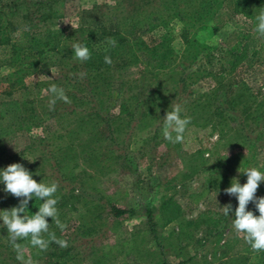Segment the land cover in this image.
Masks as SVG:
<instances>
[{"label": "rangeland", "instance_id": "374dc122", "mask_svg": "<svg viewBox=\"0 0 264 264\" xmlns=\"http://www.w3.org/2000/svg\"><path fill=\"white\" fill-rule=\"evenodd\" d=\"M140 5V0H66L63 16L49 26L69 34L79 28L83 18L89 15L103 19L116 15L122 17L120 21L127 17L136 20L137 13L143 9ZM145 8L159 18L170 19L167 30L173 38L172 47L178 58L187 65L185 87L176 91L175 82L169 75L157 79L148 72L123 82L122 74L115 72L113 87L107 94L97 97L86 92L88 100L76 109L82 117L92 109L97 110L103 119L112 118L110 125L100 120H89L85 126L76 129L74 138L67 135L68 130L62 129L60 122L54 129L56 132L52 133L45 130L44 124L34 125L28 133L33 145L26 153L19 155L18 163L32 165L29 169L46 173L49 177L47 184L56 182L59 188L63 185V192L68 197L72 196L76 187L74 192L79 195L80 202L78 211H64L62 222L67 228L61 232L75 253L74 264H124L129 254L139 257L146 255L141 264L159 261H166L167 264H221L228 258H235L234 262L238 259L235 264H248L247 259L237 254L238 250L235 254L229 251V256L223 257L228 255L224 254L227 239L243 238V234L237 236L232 228L235 211L230 212L227 220L216 230L207 228L204 223L198 227L187 226V222L208 209L219 211L234 201L238 202L235 196H224L227 194L224 190L231 186L233 178L238 179L241 185L245 184L247 175L242 172L249 167H256L264 173V142L256 141L250 145L219 116L217 109L224 98V91H219V76L213 77L207 73L212 68L218 70L219 61L212 60L205 52H199L192 63L185 60L183 23L177 18L168 17L169 11L161 7L159 1L149 0ZM224 11L228 15V10ZM244 28L231 20L216 32L201 30L197 36L208 43L222 42L231 46ZM165 31L166 28L159 25L154 33L162 35ZM70 63L72 67L68 66L65 70L53 67L41 74L31 72L26 77V87L17 96L32 99L33 111L41 116L50 109L51 98L46 86L53 85V81L64 72H69L71 76L81 73L74 68L80 63L78 60L74 58ZM16 68L9 65L0 68V91L18 77L17 74L11 75ZM230 79L226 77L223 82L227 83ZM237 79H243L255 90L264 84V66L256 65L247 72L238 70L232 80ZM158 87L160 96L156 90ZM147 96L154 101L145 103ZM122 100L129 101L135 108L133 115H120ZM172 104H180L182 111L186 110L182 118H190L191 121L182 143L173 144L163 136L154 138L155 128L163 126V118L168 110L171 111ZM73 107L74 103L70 109ZM228 113L235 114L233 110ZM97 131L104 141L92 143ZM61 134L65 135L62 139ZM19 142L20 149L26 146L24 140ZM70 142L74 145V155L79 156L81 149L97 147L96 161L101 162L102 168L99 170L91 160L81 158L71 164L72 167L78 163V167L63 170L53 168L45 161V145L53 150L63 147L65 153ZM220 160L226 161V164L219 169ZM10 164V159L0 158V170ZM215 168L217 170L213 171ZM4 188L5 185L0 183V210H10L13 208L11 202L2 200L8 194ZM170 197L180 204L183 212L174 221L161 226V203ZM256 197H264V181L260 182ZM72 200L71 197L69 203ZM85 200L94 206L85 205L84 208ZM254 205V202H250L247 208ZM112 207L126 211L117 216ZM150 211L153 212L152 218ZM2 223L0 221V227H3ZM91 224L97 227L94 235L82 237L81 231ZM152 225L157 229L160 242L153 237ZM2 241L4 247L0 248V255H17L8 238L2 237ZM19 243L24 245L25 262L31 260L32 264H41L37 258V255H41L38 249L28 246L26 241ZM236 244V249L243 246L239 241ZM114 258L116 262L112 261ZM130 263L134 264V261Z\"/></svg>", "mask_w": 264, "mask_h": 264}, {"label": "trees", "instance_id": "16d2710c", "mask_svg": "<svg viewBox=\"0 0 264 264\" xmlns=\"http://www.w3.org/2000/svg\"><path fill=\"white\" fill-rule=\"evenodd\" d=\"M140 1V6L143 9L137 13L136 20L127 17L120 21L122 17L116 15H111L107 19L89 15V17L83 18L79 28L66 34L50 27L54 21L63 16L66 0H0V68L6 65L17 66L11 75H18L15 81L8 82V86L0 91V158L10 159L12 164L18 163L19 155L26 153L33 145L28 133L34 125L44 124L45 130L52 133L60 122L62 129L68 130L67 135L72 138L77 133L76 129L82 125L85 126L89 120H100L110 125L112 118L103 119L97 110L92 109L87 113V116L82 117L76 109L88 100V92L97 97L107 94L113 87L112 77L115 72L122 74L123 82L137 75L142 74L141 76H143L148 72L157 79L169 75L175 82L174 89L176 91H179L180 87H185L188 78L187 65L178 58L172 47L173 38L167 30L170 19L159 18L153 11H148L145 5L149 0ZM156 1H159L160 6L169 11L168 17L177 18L183 23L182 39L185 44V60L192 63L199 52H205L212 60L219 61V69L212 68L207 73L213 77L219 76V91H224V98L221 103L219 102L217 109L222 121L231 125L235 132L250 145L256 141L264 142V84L254 90L243 79L232 80L238 70L247 72L256 65L264 66V38L258 37L254 32L255 17L261 8H264V0ZM224 10H228V15ZM231 20H235L245 27L237 41L231 46H226L222 42L208 43L202 41V37L197 36L201 30L216 32ZM159 25H163L166 31L162 35H155L154 31ZM129 31L130 34H127ZM107 38L116 41L114 47L107 43ZM77 42L87 46L91 52L90 60L80 62L74 67L77 71L86 73V76L81 79L78 74L71 76L69 72H64L61 77L54 80L53 84L65 90L71 103L57 101L55 110L49 109L38 116L33 111L34 108L31 107L33 100L23 99L21 96H17V93L26 87L25 80L31 72L41 74L49 72L53 67L65 70L71 66L70 61L75 58L72 45ZM106 55L110 56L111 64L105 63ZM226 77H231V79L224 83L223 80L225 81ZM50 85L46 88H50ZM156 90L160 96V87ZM50 98H52L51 94ZM134 98L135 96H133V100ZM152 101L154 99L147 96L145 103L149 104ZM73 103L74 107L70 109ZM119 107L121 116L131 113L133 115L135 112V108L129 101L122 100ZM229 110H233L235 114L228 113ZM185 111L181 112V116ZM142 115L145 114L142 113ZM73 126L74 129H72ZM162 127L155 128L154 138L163 136ZM64 136L61 134V139ZM222 138L225 137L222 136ZM21 139L26 143L22 149L19 148ZM92 140V143H98L103 142L104 138H101L97 131ZM63 151V147L53 150L45 145L44 159L51 167L61 170L68 169L79 158L84 161L91 160L99 170L102 168L101 162L96 161L99 151L97 147H93L91 150L81 149L82 153L79 156L74 155V145L70 142L68 148H65V153ZM225 164L226 161L220 160L219 169ZM31 166L24 167L33 174V179L43 183L46 181L45 184H47L48 175L42 171L36 172L34 169H29ZM73 166L78 167L79 164L75 163ZM95 166L93 168H96ZM216 170V168L213 169V171ZM73 189L76 190V187L74 186ZM74 191L71 193L72 196L68 197L63 192V185L58 187L55 196L58 198L57 208L61 221L65 217V210L78 211L79 195H75ZM224 196H228V194ZM71 197L74 200L69 203ZM21 199L23 198H16L9 193L2 198L4 201H10L13 207L19 206ZM40 203L41 201L33 199L29 202L26 212L33 214L38 210ZM230 204L232 205L230 212L235 211L238 202L234 201ZM85 205L94 206L86 200L83 204L84 208ZM161 209L162 221L159 223L161 226L174 221L183 212L180 204L173 197L164 199ZM111 210H115L117 216L123 215L126 211L119 207H112ZM247 210L259 215L256 205L248 207ZM150 214L152 218L153 212L150 211ZM227 217L222 209L219 211L208 209L197 218L189 220L187 226L198 227L204 223L207 228L216 230L218 227L220 229ZM49 223L50 231H54L58 238L67 240L51 218H49ZM96 230L97 227L91 224L81 231L80 235L82 237L92 236ZM152 232L154 239L160 242L155 225H152ZM2 237L8 238L7 229L4 226L0 227V248L4 247ZM236 241L243 243V246L236 249ZM8 242L11 244L10 241ZM224 244L226 247L224 254L228 255H223V257H228L229 251L235 254L238 250L237 254H241V257L247 259L248 264H264V252L253 253L243 238L227 239ZM74 257L75 253L69 242L67 248H61L57 244L51 243L47 251L37 255L41 264H74ZM145 257L146 255L139 257L129 254L126 255L124 264H131V261H134V264H141V260ZM24 258L27 259V256L24 255ZM234 260L235 258H228L221 264H235L238 259L235 262ZM112 261L116 262L117 259L114 258ZM0 264H21V261L17 260V255H0ZM155 264L167 263L159 261Z\"/></svg>", "mask_w": 264, "mask_h": 264}, {"label": "clouds", "instance_id": "9594fccd", "mask_svg": "<svg viewBox=\"0 0 264 264\" xmlns=\"http://www.w3.org/2000/svg\"><path fill=\"white\" fill-rule=\"evenodd\" d=\"M255 19L254 32L258 37L264 38V8H261ZM107 43L114 47L116 41L107 38ZM72 50L75 59L81 63L91 59L89 48L79 42L72 45ZM104 60L105 63H112L110 56L106 55ZM79 75L83 79L86 73L82 72ZM48 91L52 97L49 101L50 110H55L57 101L71 103L62 87L53 84ZM181 112L180 104H172L171 111L168 110L163 118L162 135L165 140L173 144L183 142L184 133L191 122L190 118H182ZM242 173H246L247 182L241 185L238 179L233 178L231 186L224 191L238 199L235 218L232 219L233 230L237 236L243 234V238L252 252L258 254L264 252V197L257 198L256 192L260 182L264 181V173L256 167H249ZM0 183L5 185L4 191L6 193L16 198H23L20 200L19 206L10 210H0V221L7 229L8 239L17 253V260L21 261V264H32V262L31 260L25 262L24 245L19 241H26L28 246L38 249L40 252L47 251L51 243H55L61 248L68 247L67 240L58 238L54 231H50L49 218L61 232L67 228V225L59 218L58 198L55 196L59 187L58 183L37 182L33 179V174L20 163L10 164L6 169L0 170ZM33 199L39 200L41 203L37 211L28 214L26 210L29 208V202ZM250 202L255 203L259 212L258 216L247 210ZM223 210L224 214L228 216L232 210V205L223 207Z\"/></svg>", "mask_w": 264, "mask_h": 264}]
</instances>
